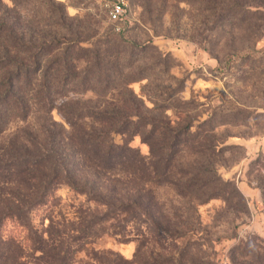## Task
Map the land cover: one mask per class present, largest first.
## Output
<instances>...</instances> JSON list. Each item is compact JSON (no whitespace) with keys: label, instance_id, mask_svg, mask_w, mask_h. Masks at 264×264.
I'll list each match as a JSON object with an SVG mask.
<instances>
[{"label":"trees","instance_id":"trees-1","mask_svg":"<svg viewBox=\"0 0 264 264\" xmlns=\"http://www.w3.org/2000/svg\"><path fill=\"white\" fill-rule=\"evenodd\" d=\"M147 1L138 0L143 6ZM185 1H198L212 16L218 10L213 19L219 21H243L245 13L254 11L249 6L260 7L264 2ZM41 2L51 23L45 29L36 26L25 31L20 18L12 17L0 1V264H167L146 246L162 236L181 241L179 258L188 257L193 264L190 249H196L199 264H209L210 241L192 240L198 225L197 206L217 199L233 218L249 211L235 183L217 172L223 154L238 148L224 144L217 130L227 124H255L264 113L229 106L212 112L193 131L192 123L173 128L164 119L156 120L128 88L133 79H124L122 71L133 67L135 53L141 56L147 49L157 54L160 64H165V58L152 45L138 46L111 35L84 47L89 62L77 69L71 60L72 48L89 42L92 35L79 26L72 29V19L62 5ZM116 84L119 94L112 99ZM87 92L93 93L95 103L69 97ZM54 109L69 132L53 118ZM114 134L125 137L121 144L114 142ZM136 135L147 145L146 155L129 145ZM185 152L193 156L192 161H183ZM248 169L264 205V153ZM60 180L104 206L103 215L92 214L69 230L52 223L36 228L31 211L45 204ZM162 186L172 191L173 198L165 201L156 195L154 190ZM183 205L184 217L179 211ZM119 217L127 224L143 217L148 227L150 238L131 259L93 245L98 234H108L97 225ZM8 220L23 231V242L3 235ZM137 255L142 258L137 260ZM228 260L230 264H264V239L255 235L239 239L230 248Z\"/></svg>","mask_w":264,"mask_h":264},{"label":"rangeland","instance_id":"rangeland-1","mask_svg":"<svg viewBox=\"0 0 264 264\" xmlns=\"http://www.w3.org/2000/svg\"><path fill=\"white\" fill-rule=\"evenodd\" d=\"M0 1L9 8L12 17L20 18L25 31L36 26L45 29L51 23L41 0H15L16 4L13 0ZM126 1L130 19L125 23H112L103 5L95 0H52L54 4L62 5L66 17L72 19L69 21L73 24L72 29L79 26L80 30L83 28L92 35L89 42L73 46L71 60L75 68L81 69L89 62L84 47L111 35L117 36L138 46L152 45L165 58V64H160L157 54L147 49L141 56L135 53L136 56L131 58L136 60L133 67L122 71L124 79H133L127 86L143 101L150 117L164 119L173 128L192 123L190 130L193 131L194 125L212 112L229 106L264 113V2L260 7L249 6L254 11L245 13L243 21L224 18L219 21L213 19L219 14L218 10L212 16L198 1L149 0L145 6L138 0ZM117 94L116 84L112 99H116ZM69 97L82 100L93 99L94 95L87 92L82 96ZM93 100L92 103H95L96 99ZM52 116L69 132L68 124L57 109L52 111ZM217 132L222 134L224 144L238 146L232 153L223 154V164L217 166V172L223 179L235 183L247 199L249 211L246 215L233 218L232 214L222 210L223 205L217 199L198 205V225L192 240L198 239L196 243L210 241L206 258L209 264H230L228 252L239 239L253 235L264 239V205L248 176L249 163L264 153V118L246 127L223 125ZM112 137L117 144L125 139L120 134ZM129 145L138 149L141 155L148 153L140 135L132 137ZM192 159L190 153L183 154V161ZM154 191L165 201L173 198L168 187H158ZM186 210V206L180 207L181 216L184 217ZM104 212V206L87 200L85 195L76 193L60 180L45 204L34 208L30 216L32 224L38 229L52 223L59 229L69 230L90 215L101 217ZM143 221V217H138L136 222L127 224L119 217L118 220L98 224L97 228H104L108 234H98L93 245L99 249H111L131 259L138 246L146 245L150 238ZM2 233L21 242L25 240L23 231L9 220L4 224ZM149 243L146 245L149 250H153L167 264H190L188 257L185 260L184 257L179 258L181 241L177 238L162 236L157 242ZM190 251L193 264H199L197 250ZM139 258H142L141 255H137L136 259Z\"/></svg>","mask_w":264,"mask_h":264},{"label":"built area","instance_id":"built-area-1","mask_svg":"<svg viewBox=\"0 0 264 264\" xmlns=\"http://www.w3.org/2000/svg\"><path fill=\"white\" fill-rule=\"evenodd\" d=\"M103 5L112 23H125L130 19V9L126 0H95ZM118 29V27H116Z\"/></svg>","mask_w":264,"mask_h":264}]
</instances>
